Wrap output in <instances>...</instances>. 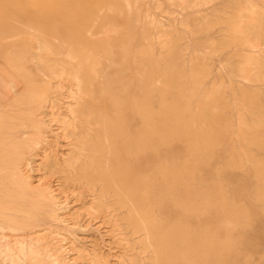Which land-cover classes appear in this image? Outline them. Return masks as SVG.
Wrapping results in <instances>:
<instances>
[{"label": "bare ground", "instance_id": "obj_1", "mask_svg": "<svg viewBox=\"0 0 264 264\" xmlns=\"http://www.w3.org/2000/svg\"><path fill=\"white\" fill-rule=\"evenodd\" d=\"M124 1L130 20L133 5ZM209 1L192 0V4ZM234 6L230 15L206 25H224L229 41L220 47L248 48L247 54L237 55V73L231 75L249 84L264 83V0H235ZM66 21L63 35L37 36L41 39L36 48L45 49L44 55L32 52L25 40L16 55L10 52L16 41L3 44L7 52L0 59V264H70V248L65 238L57 236L63 233L56 229L58 223L68 222L57 195L82 188L91 197L86 214L118 212L114 222L127 234L138 235L126 244L132 248L136 242L139 251L148 254L146 264L224 261L233 251L230 232L245 210L237 200L228 202L220 170L210 187L196 185L195 176L196 166L209 160L226 131L221 112L226 104L224 82H213L201 91L191 126L185 106L197 95L208 68L202 59H191L189 82L182 80V38L173 28H158L162 55L153 73L147 67L153 22L139 26L142 44L138 57L132 55L133 73L123 82L122 75L132 68H116L108 27L102 25L92 33L83 19ZM128 25L133 27V21ZM14 35L1 30L0 46L1 40ZM120 47V62H128V44L122 42ZM27 60L33 61L35 70L24 68ZM153 82L160 87L156 104L150 96ZM229 84L237 100L241 144L224 168L248 166L257 182L254 197L264 201V152H260L264 92L244 95L238 82L236 87ZM58 138L68 146L66 155L57 156L53 149ZM176 142L189 144L188 157L162 159L160 153ZM34 156L40 157L37 170L57 175V188L26 173ZM150 156L155 159L151 171ZM243 159L246 164L240 162ZM166 205L178 209V214L172 217ZM203 206L217 207L213 213L224 215L222 224H201ZM71 224L76 225V219ZM77 255L80 258L82 252ZM85 258L88 264H110L97 252L85 253ZM119 264L144 263L129 257Z\"/></svg>", "mask_w": 264, "mask_h": 264}, {"label": "rangeland", "instance_id": "obj_2", "mask_svg": "<svg viewBox=\"0 0 264 264\" xmlns=\"http://www.w3.org/2000/svg\"><path fill=\"white\" fill-rule=\"evenodd\" d=\"M128 1L133 5L130 20L126 17L127 8L124 0H0V31L7 29L9 33L15 34L10 39L1 40L0 59H3L7 52L3 45L5 41H16V45L10 49L12 55H16L19 52L23 45L22 40L30 44L32 52L44 55L46 53L45 49L36 48L37 39H41V37L38 38L37 36L63 35V33H66L65 29H67L66 19L71 20V18L75 17L83 19L84 22L86 21L85 24L90 26L92 33L100 30L102 25L108 27L109 38H112L116 53V68L120 70L124 65L132 68L129 74L126 72L122 75L124 82V80H129L130 73H133L135 64L133 63L132 55H135L136 58L138 57L137 52L142 44L139 26L146 20H152L153 22L150 30L153 51L147 66L153 73L155 72L156 62L162 55L158 40V30L160 29L158 28L167 31L173 28L175 33L182 38L183 53L180 59V68L185 76L182 80L189 82L188 74L190 72L191 59H202L204 63L202 65L208 68V75L206 79H203L197 95L185 106V112L188 115L191 126L196 121V106L201 91L204 88H210L213 82L223 81L225 86V109L223 111L219 110L224 114L222 120L226 122V131L224 135H220V143L213 148L209 160L205 164L201 163L196 166V185L210 187L215 177V172L220 170V179L222 180V187L226 191L228 202L232 199L237 200L244 208L246 214L239 219L234 229L230 232L233 251L226 254L224 261L217 264H264V201H259L254 197L257 185L256 179L248 166L244 165L243 169L224 168V165L230 161L231 154H234L241 144L238 133V105L236 104L237 100L233 98L229 83L231 81L232 87H236L238 82L241 89L245 91L244 95L264 92V83L260 81L249 84L241 78L233 77L231 74L237 73L238 68L237 55L246 53L248 48L234 45L220 47L221 44L229 41L228 34L223 30L224 25L222 23L206 25L211 23L216 17L230 15L235 8V0H210L203 5H194L192 0ZM249 1L258 3V0ZM128 20L133 21V27H129ZM118 34H123L124 37L119 38ZM97 35L100 36L101 34L98 33ZM92 37L94 38L95 35ZM224 40L225 42H223ZM122 42L127 43L129 49V61L124 63L119 60L122 49L120 44ZM29 60L23 63L24 68L35 70L36 66L33 61ZM159 88L155 82L150 87V96L153 104H156L158 99ZM62 99L64 100V98ZM64 104H61L62 108H64ZM218 106L221 108L222 104H218ZM135 125L136 123H134ZM49 138L54 139L51 136ZM58 139L60 140V138ZM59 140H56L57 146L53 149H56L57 156H60V153L66 155L68 146L63 145L65 142H62V139ZM188 153V143L176 142L168 149L162 151L160 156L162 159L169 161L170 159L186 158ZM256 153L258 152L256 151ZM40 157H33V161L26 168V173L30 174L35 180L42 177L46 184L57 188V175L50 176L46 175L45 171L37 170ZM240 162L246 164L244 159ZM154 165L155 159L150 156L147 160V170L151 171ZM79 192L81 194L77 195L76 193ZM89 194L85 188H82L72 193L70 190H66L64 193L57 195L60 201L61 215H63V218L66 216L65 220L70 221L69 223L64 221L63 224L62 222L58 223L56 226L57 230L63 232L60 233V237L57 235L58 238H65L64 242H66L68 249L70 248L69 252H67L71 253L68 255L69 263L88 264L85 253L92 252L102 254L110 264H119L121 259L129 257H135L144 264L148 263V254L139 251L136 242L133 243L132 248L126 244L127 241H135L138 235L127 234L124 229L118 226V221L114 222L115 214H119L118 212L114 215L102 212L99 216L86 214V207H88V202L91 199ZM216 208L203 206L205 212H202L201 224L206 223L210 226L222 224L224 215L213 213ZM165 210L172 217L178 214V209L169 205H166ZM73 219H76V225L71 224ZM64 223H68V225ZM128 247L129 249H127ZM78 251L82 252L80 258L78 255V257L76 256Z\"/></svg>", "mask_w": 264, "mask_h": 264}]
</instances>
